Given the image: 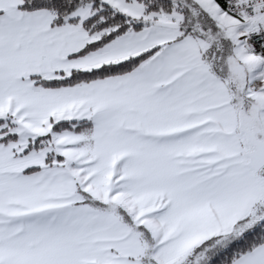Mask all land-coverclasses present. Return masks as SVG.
Here are the masks:
<instances>
[{
  "label": "snow or ice",
  "instance_id": "1",
  "mask_svg": "<svg viewBox=\"0 0 264 264\" xmlns=\"http://www.w3.org/2000/svg\"><path fill=\"white\" fill-rule=\"evenodd\" d=\"M0 264H264V0H0Z\"/></svg>",
  "mask_w": 264,
  "mask_h": 264
}]
</instances>
